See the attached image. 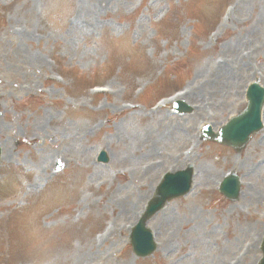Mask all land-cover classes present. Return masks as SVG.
I'll return each instance as SVG.
<instances>
[{
	"label": "rangeland",
	"instance_id": "rangeland-1",
	"mask_svg": "<svg viewBox=\"0 0 264 264\" xmlns=\"http://www.w3.org/2000/svg\"><path fill=\"white\" fill-rule=\"evenodd\" d=\"M255 80L264 0H0V264H258L264 128L240 151L201 136ZM178 92L192 112L173 110ZM191 163L138 259L131 226ZM233 170L235 201L219 191Z\"/></svg>",
	"mask_w": 264,
	"mask_h": 264
},
{
	"label": "water",
	"instance_id": "water-1",
	"mask_svg": "<svg viewBox=\"0 0 264 264\" xmlns=\"http://www.w3.org/2000/svg\"><path fill=\"white\" fill-rule=\"evenodd\" d=\"M250 101L251 107L247 108L243 114L235 119L229 127L223 129L216 137L219 141L240 148L246 143L250 134L258 131L262 127L261 107L264 103V89L255 85L251 92ZM192 175L193 172L191 169L185 172H179L175 175H168L161 188L159 203L161 204L167 198L187 193L191 187ZM223 191H225L230 198H237L240 192L239 182L231 176L228 183H225ZM140 228L143 229V225H141ZM136 245L140 247L141 242L136 241ZM146 245L149 246V248L152 246L149 233ZM140 250L142 251V249ZM150 250L151 248L148 249L147 252H150Z\"/></svg>",
	"mask_w": 264,
	"mask_h": 264
}]
</instances>
